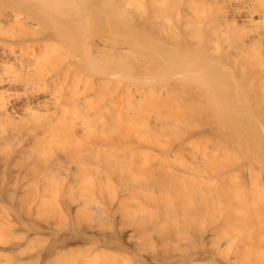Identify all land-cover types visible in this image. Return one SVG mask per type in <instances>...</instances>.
<instances>
[{"label":"rangeland","instance_id":"rangeland-1","mask_svg":"<svg viewBox=\"0 0 264 264\" xmlns=\"http://www.w3.org/2000/svg\"><path fill=\"white\" fill-rule=\"evenodd\" d=\"M135 4L137 6H149V2L146 0H137ZM182 7V5H178V7L172 10H166L168 12L167 17L169 18V22L166 21L167 24L174 27L181 26V22L178 20V11L183 12ZM255 18L262 19L259 14ZM46 26L49 27L47 24ZM45 27L44 30L46 29ZM233 40L239 45L237 40ZM189 45H191L189 46L190 50H194L196 52L195 54L189 55L187 50L178 49L174 52L169 51L167 53L168 57L166 58H170L168 61L155 57L157 61L150 62L149 59L151 56L147 54L152 50L153 45L150 46V43L147 42L136 44L133 46L135 50L130 52L131 54L134 52L133 58L132 56L128 57L129 53L128 55L126 54L127 56L122 55L117 60H112L113 62L111 59H108L112 63H116L115 70L111 69L114 68L115 63L111 66L110 64L112 63L105 58V60H97L99 62L101 61L100 63L97 62L94 57L96 55L98 56V53L96 54L95 51H93V54L78 49L81 51L78 54V50L76 51L70 48L72 50L69 54H71L70 56H72L71 58L74 61H70V63L75 65L78 63L80 65L79 70L84 71V74L91 75L90 72L92 69L89 65L98 64L101 70L92 73L91 76L95 77L94 80H97L99 77L98 79L102 80L110 79V81L112 80L111 83H113L112 78L116 76V79L119 81L117 83L118 85H116L118 86L117 88L116 86H112L110 81L107 83V85L109 84L106 86L107 88L104 87V90H107L111 85L109 92L105 93V95L107 94L105 96L106 100L110 98L109 95L112 92L111 97L114 94L113 97L117 95L119 98L120 96L121 102H123L122 97H125L126 99H123L127 101H124V105L121 107L122 110L119 105V109L122 111H119L118 114L122 116L118 120L119 133L116 131L117 129H113L112 131L111 129H105L102 131L99 130L96 124L94 128L91 126L94 132L95 128H98L97 131H99L101 137L102 134L104 136L112 134V140L114 138L119 140L116 142V146L118 143L119 148L117 147V150L115 148L114 152L115 155L116 152H119V157L117 156L118 154L115 157L111 151L108 152L111 153L112 157H110L111 155L109 153V156L100 153L101 156L97 153L98 151H94L101 157L97 156L98 161L102 164L97 162L102 166L99 167L100 165L94 162V153L92 156L91 151L88 150L90 153L84 151L80 154H74L75 156L73 155V158H77V161L74 163L78 161L80 163L81 161L83 165L85 161L87 164L85 166L83 165L84 167L82 165L81 167H77L80 173L86 171L88 175L93 176L94 180L98 179L100 181L97 183L98 180H95V182L89 176L87 178L91 179L85 178L86 172L84 173L85 175L79 174L75 168L73 171L79 174L80 177L82 175L84 181V183H80V177L77 176L79 177V183H77L78 180L75 175L73 176L76 178L71 179L73 171L69 172L75 166L71 161L68 162L72 156L67 159V156L61 153L62 157H65L67 161L62 160L67 164L71 163L73 166L68 167L67 165V169L65 167L66 163L63 161L65 165L62 166V164L61 166L66 169H62L63 172L60 169V173L55 168L57 171L55 172L58 175L59 173L65 175L64 177L59 175L56 178H60L61 176L64 179H69L70 177L71 181L74 179L72 182L67 180L66 184L68 185L69 182L72 184L77 180L75 181L77 184L74 182V186H72L73 183L72 185L70 184L72 187L70 185L65 187L64 182L66 180L62 182L63 186H59L62 183H59L60 179L58 181L54 177L55 172L48 170L47 174L44 170L41 171V167L38 168L42 176H39L41 175L39 171L37 172L39 174L34 173V170L33 173L37 174L35 176L41 178L49 175L51 179L49 177L47 178L52 182L54 180L57 185L53 186V183L50 181L48 183L50 182L51 184L46 185L45 181L48 179L44 183L42 182V179L45 178L40 179L42 180V184L39 183L38 185L40 180L37 181V184L34 183L38 177L35 179V176L31 172H28V174L26 172L17 173V165L14 168L16 171L12 169L13 164H15L11 160L13 158L6 156L7 160L6 158L4 159L8 161L9 165L7 167L3 164L2 169L4 165L8 169L4 167L6 170L4 172L0 168V178L2 179L0 181L4 182L5 179V182H2V184L7 187L4 188L0 182V232L3 233L2 229L4 227L6 229V226H8L7 223L10 218L7 217V213L11 209L13 211L14 221L16 219L20 221L18 222L16 220L17 224L22 223L27 217L29 219L27 221H30L32 219L31 216L34 214H36L35 218L41 217L45 219L44 217H53L56 220L53 223H57L53 226L54 224L51 222L53 221L51 220L52 218L46 219L47 222L49 221L48 223H52V226L51 229H47V227L43 229L42 236L47 234L43 239L52 237L57 233L68 235L78 234L84 228L85 232H89L91 229L86 231V228H90L91 226L93 227H91L92 231L88 234L94 235L99 233L97 232L100 230L98 228L102 229V227H99V224H101L99 220H101L102 216V220L109 218L110 221L106 219L104 225L103 220L101 226L109 227L112 223L114 228H110V231L109 229L105 231V227L103 230H100L101 234L98 235L106 234L107 232V234H112L113 229L116 232L120 230L118 228L120 226L119 223H122H118L116 219L119 218L120 220L124 218L129 223L126 221L127 224L125 225V222H123L125 226L123 224L121 226H124V228L129 227L125 228L129 230H126L127 232H136V227L134 226L138 228L139 225L140 228L137 230L140 232H137L136 236L134 235V239L136 238L135 241L137 243L140 241L139 245H141V240L139 239L143 240L147 237L145 239V245L151 247L149 249L148 246H145L143 240L142 245L145 248L143 246H139L140 248H138V245H135L137 246L136 249L135 247L134 249L127 248L125 253L123 255L121 254L122 257H126L124 259L122 258V261H128L123 264H130L131 262L135 264L134 262L136 261H138L136 264L139 263V257L143 250L145 251L142 254L151 255V251H154L152 255L156 254L155 256L159 255L158 257L160 258H169L167 256L183 254L190 256L189 254L191 253H198L197 256H199L201 249L207 251L212 248L214 250L217 249L216 251L219 254L221 253L223 257H237L238 261L236 264H264V128L262 129L264 127V109H261L263 108L262 104L264 101H261L263 99L259 94L260 92L258 93L257 89L259 88L255 83L257 80L254 81L253 79L254 76L252 74L256 72L255 66L251 63L249 65L246 64L247 74L243 72L246 74L244 76L243 73H240L231 64V56L234 57L235 53L233 51L237 47L234 45L222 51L218 61H215L214 51L205 45V43H190ZM226 45L227 43H223L222 46L224 47ZM119 46L124 47V44ZM78 55H80V59ZM148 57L150 58L148 59ZM100 58L103 57L100 55ZM102 61L107 63V66L109 65L111 68L109 66L104 67L106 64H101ZM82 65L87 66L86 69L85 67L82 68ZM72 66L75 68L74 65ZM86 71L87 73H85ZM255 74L258 75L257 73ZM241 75L245 78L239 77ZM90 80L93 81V78ZM242 81H244V84ZM126 86L132 89V100L126 95ZM88 90L86 89L87 94L85 93V95L96 98V91ZM146 91H149V93ZM130 101L134 102L131 105L134 109H130ZM249 101L251 104H249ZM242 103L244 104L242 105ZM96 106L98 107V105ZM89 110L91 111V105ZM122 113L127 114L129 124L126 118L124 121L123 117L125 115ZM122 120L129 126L124 125L125 123ZM88 130L87 132L91 131ZM97 133L95 132L94 134ZM85 134L80 136L82 140L85 139L84 142L86 141L87 144L88 142L89 144H97L94 138L90 139L94 142L88 140V137L90 138L91 135L87 134L88 137H86L87 135ZM90 134L93 137V132ZM94 136L97 137L96 135ZM103 137L99 140L102 141L104 138H107ZM70 138V142L68 140L69 138L66 139L67 143L64 142L66 147L69 144L70 147L76 145L77 140L74 139V142L76 141L74 143L72 140L74 137L70 136ZM61 143L64 144L63 141ZM99 143L101 144V142ZM61 146L64 147V145ZM101 146H107V142L106 144L102 142ZM59 148L61 149V147L57 149ZM106 149L112 150L111 147ZM62 151L60 150V152ZM60 152L56 153L60 154ZM31 158H34V156ZM41 159L38 158V161ZM31 160L29 158V161ZM0 161H2L1 158ZM14 161H16V164L18 163V165L24 166L22 169L25 170L26 162H21V164L19 163L20 159L19 161L18 159H14ZM23 163L26 165H23ZM30 163L33 169L40 164L34 167L33 162ZM30 163L28 164L30 165ZM20 166H18V170L20 169L19 172L21 171ZM95 166H98V169L102 170L97 169L98 171H93L96 168ZM85 167L90 171L85 170ZM79 168L83 170L81 171ZM43 172L46 175H43ZM51 174H54V176ZM25 176L27 178H33L34 182L32 181V183L34 184L29 185L33 179L27 183L29 178L27 180ZM6 179H10L12 182ZM16 179H19L18 182L15 181ZM42 185L47 187H43ZM67 204L70 207H76V210L69 208ZM69 209L72 210L70 211ZM72 211H77V214L74 212L75 215H73ZM26 214L31 216H26ZM93 215L99 218H96V220ZM41 218H38V221L42 220ZM85 218H89L93 222L89 221L90 223H88V220ZM84 219L86 222L82 221V225L79 227L77 220ZM114 219L115 221H113ZM132 219L134 221L136 219V223H133ZM75 220L77 222L74 224ZM107 221L110 222L108 225H106L108 223ZM120 221L124 220L122 219ZM42 222L44 223V220ZM46 223H44V226H46ZM83 223H86V225L88 223V227ZM20 226L22 227V225ZM20 226L18 228H21ZM5 229L4 233L8 232V230L5 232ZM22 229L19 230L16 228L15 231L16 233H22ZM134 232L132 234H135ZM144 234L146 236H143ZM138 235L140 238L137 240ZM48 240H45L46 244L49 243L50 240ZM147 240L151 242L148 243L146 242ZM98 253L103 256V253ZM117 254L121 258L120 253ZM117 254L115 253L114 255L113 252L112 255H108L117 256ZM91 257H94V255ZM133 257L137 260H134ZM100 258L97 257L94 263L99 264L103 262L102 264H106L105 258H102V260ZM0 262L4 263V260ZM154 262L152 264H161L158 260ZM213 263L211 260L205 259L194 264Z\"/></svg>","mask_w":264,"mask_h":264},{"label":"bare ground","instance_id":"bare-ground-1","mask_svg":"<svg viewBox=\"0 0 264 264\" xmlns=\"http://www.w3.org/2000/svg\"><path fill=\"white\" fill-rule=\"evenodd\" d=\"M136 1L137 0H0L1 169L3 164H5L7 167L9 165L8 161H5L4 159L7 156L13 158L11 160L15 163H12L15 167L13 166L12 169L16 168L17 165V173L26 172L28 174V172L33 173L35 170L34 173H37L39 171V173L41 174L39 176H42L41 171L43 170L45 171V173H47L48 170L54 172L57 170L58 172H60L62 169L67 167V165L68 167L73 166L71 165V163L67 164L65 162L67 160L65 159V157H62V153L63 155L67 156V159H69L68 157L72 156V158L70 157L72 160H68V162L71 161L76 166H74L72 170H69V172H72L73 169H77V167H81L82 165L81 161L80 163H78L79 161L77 162L78 165H76L77 163H74L77 161V158H73L75 156L74 154H80L84 151H91L92 156L94 153V162L97 163L99 162L97 156H99L100 153H103V155L106 154L105 156H107L111 151L113 152L112 154L115 157L119 153L116 152V155L114 154L115 148L116 150L117 147L119 148L118 143L116 146V142L119 140L115 138L112 140V134H108L111 140L109 139L108 135L104 136V134H102V137H107L106 139L108 140L103 137L104 141H100L99 139L102 137L101 135H99V131H97L98 128L102 131H104L105 129H111V131L113 129H117L116 131L119 133L118 120L122 118V116L118 114L119 111L122 110L121 107H123V103L124 101H126L124 99L126 98L122 97L121 99L123 102H121L120 96L119 98L117 97V95L113 97V94L111 97V90V93L109 95L110 98L107 97L108 99H105V96H107V94L105 95V93L109 92V90L111 89L109 87L111 85H118L117 83L119 81L116 79V76L112 78L113 83H111L112 80L110 81V79H107V81L104 79H98L99 77H96L97 80H94L95 77L91 76L92 73L101 70L98 64L89 65V67L93 71H89L91 75L88 76L84 74V71L79 70L80 65H78V63H76L77 65L70 63V61L74 62L71 58L72 56H70L71 54H69L72 49H75L76 51L80 49L87 53H93V51H95L96 54L98 53L99 57L100 55L101 57H103L99 59L96 54V56L93 55L95 56L94 58L96 61L102 60L104 58L107 59V61H109L110 59L112 61L117 60L122 55L127 56L131 51L135 50L133 49V46H135L136 44L147 42L150 43V46L153 45L152 50L147 54L150 55L152 59L150 57H148V59L150 58V62H155L157 61L155 57L157 59L159 58L168 61L170 58H166L168 57L167 53L169 51L174 52L178 49L187 50L189 55H193L196 52L194 50H190L189 46L191 45L189 44L205 43V45L209 46V48L214 51L215 61H218L221 56V52L227 50L226 48H230L232 45H234L237 47L233 51L235 53L234 57L231 56V64H233L240 73H246V64L249 65V63H251L255 66L256 72L252 74L254 76L253 79L254 81L257 80L255 82L259 88L257 90L258 93L260 92L259 94L263 99L260 100L264 101V0H146L149 2V6H137L135 4ZM178 5H182L184 11H178V20L181 22V26L174 27L167 24V22H169V18L167 17L168 12H166V10H172L173 8L178 7ZM257 14H259L262 19H256L255 16ZM46 24L49 27H47ZM44 27L49 30H44ZM81 37L82 40L80 41ZM233 39L237 40L239 45ZM223 43H227V45L223 47ZM123 44L124 47L119 46ZM70 48L72 49L70 50ZM77 52L79 54L81 51L78 50ZM72 53H74V51H72ZM75 56H77V54H75ZM78 56L80 59V55ZM129 56H132L133 58L134 52H132V54L130 53L128 57ZM103 61L101 64L107 62ZM83 63L85 62L83 61ZM107 63H104L106 64L104 67L107 66ZM114 63L110 65L113 66ZM72 65H74L75 68ZM115 66L116 63L114 65V68H111L110 66L109 67L115 70ZM84 67L85 66H83L82 68ZM101 67L103 68L102 65ZM131 70L133 71V69ZM87 71L85 73H87ZM240 73L238 74L240 75ZM255 73H257L258 75H256ZM246 74H244V76ZM242 75L239 77L243 78L244 76L242 77ZM91 77L93 78V81L90 80L92 79ZM109 81L111 85L107 90H104V87L109 85H107ZM242 82L244 84V81ZM117 87L118 86H116V88ZM86 89H89L88 91H96V98H94L93 96L90 97V95H85ZM131 90V88L129 89V87H127L126 95L130 99L133 95V92ZM146 92L149 93V91ZM119 102L121 103L119 104ZM130 102L131 104L129 105L128 103V105L131 109V105L134 102ZM243 104L244 103H242V105ZM249 104H251L250 101ZM90 105L91 111L89 110ZM96 105H98V107ZM119 105L121 110L119 109ZM262 105L263 108H259L263 110L264 103ZM92 108L93 110L94 108L96 109L93 111ZM243 111L245 110L243 109ZM123 118L124 121L126 118V121L129 124L127 114ZM124 123V125H127L126 122ZM95 124L98 126L97 129L95 128V132H98L97 134H94L95 132L92 131ZM263 128L264 127H262V129ZM88 129L93 132V137H91V131L87 132ZM85 133L91 135L90 138ZM83 134L87 135L86 137H88V140L94 138L96 140L95 143L97 142L98 144L99 142H101V144L99 143L100 146L99 144H89L88 140L86 139L89 144L88 145L86 141L84 142L85 139L82 140V138L80 137ZM94 135H96L97 137H95ZM70 136L74 137L72 139L73 142L74 139H76L77 142H74L76 145H74L73 147H70V144L67 145V148L64 142H66V139L68 138L70 142ZM62 141L64 144L61 143ZM90 141L94 142L93 140ZM102 142L105 144L107 142V146H101ZM61 145H64V147ZM57 146L61 147V149L59 148L61 151L65 148L64 151L60 152V150L57 149ZM109 147H111V149L114 151L106 149ZM58 150L60 154H57L59 153ZM105 150L107 153L105 152ZM94 151H98L97 153L99 154L97 155V153H95ZM109 155H111V153H109ZM33 156L34 158H31ZM35 156L37 157V160ZM117 156L119 157V154ZM110 157H112V155ZM29 158L30 160H33L29 161ZM38 158L43 159H41L42 161H38ZM14 159H18V161L20 159L19 163L26 162L27 165L24 163L23 165H26L27 169L29 168L28 170L33 169V166H31L30 162H33L34 167L35 165L39 163L40 164L33 170L28 171L26 167L24 170L22 169L24 168V166H20V164L18 165V163L16 164V161H14ZM62 159H64L65 161ZM63 161L66 163V166L64 168L62 167L65 165L63 164ZM28 163H30V165ZM84 163L85 161L83 162L84 166L87 165L86 163ZM99 163L101 164V162ZM100 164L97 163V165ZM5 165L2 169L4 172L7 168L5 167ZM101 165L99 167H102ZM18 166H20L21 168L20 172V169L18 170ZM104 166L106 167V165ZM38 167H41L42 170L40 171ZM86 167L85 170H87L88 168ZM95 167L96 168L93 171L102 170L98 169V166ZM55 168L57 169L55 170ZM79 169L81 171L83 170L82 168ZM14 171L16 170L14 169ZM87 171L89 172L90 170ZM56 172L55 176L54 174H51L55 178L61 175V172L59 173V175L56 174ZM74 172L75 171H73V174H71V179L75 176L80 177L79 174H86L85 178L89 176L94 180L93 176L88 175L86 171V173L84 172L85 174L80 173L79 170L76 171L79 174H76V172L74 174ZM34 173V176L39 174ZM43 175L46 174H44L43 172ZM64 175L65 174L61 176L64 177ZM82 175L80 177V180L82 182L80 181V183H84ZM61 176L60 178H56V180L58 179L59 181L60 179L59 183H62L66 180L64 182V186L67 187L68 184H66V182L67 180H70V177L69 179H64ZM37 177L38 176H35V179ZM47 177L51 179L49 175ZM47 177H38L39 179L37 178L36 182H34L33 178L28 177L29 181L27 183H29L30 180L33 179L31 180V184L29 183V185H32L34 183L37 184V181L45 178L42 179L43 181L40 180L38 182L39 185V183H44V181L48 179ZM79 177L76 178L78 180L77 183H79ZM28 178L26 177L27 180ZM61 178L63 179V181H61ZM49 179L46 180L47 182L45 181L46 185H49L51 183H53V186L57 185V183H55L53 179V182ZM18 180L16 179L15 181L18 182ZM10 181L12 182V180ZM32 181L34 183H32ZM48 181H50L51 183H48ZM72 181L70 180V182ZM70 182L69 185L71 184ZM99 182L100 181L98 180L97 183ZM75 183L71 185L74 186ZM71 185L70 187H72ZM3 186H1V188H3ZM42 186L47 187L45 185ZM59 186H63V183ZM4 188L7 187L4 186ZM69 208L73 209L74 207L69 206ZM74 210H76V207L74 208ZM77 211H79V209H77ZM77 211L74 212L76 213ZM74 212L73 215H75ZM27 215L28 214H26V216ZM31 215H33V213H31ZM31 215L28 216L30 217ZM95 215H93L95 219L99 218L98 214L97 217H95ZM33 216H31L32 219L30 221H27V217L26 220H24L22 223H18L19 226L22 225V227H20L23 229L21 231L22 233H16V228L19 230L21 228H18L19 226L16 223L17 219L14 221L12 209L8 211L7 217L10 218L7 223L8 226H6V229L5 227L2 229L3 233L0 232V261L4 260V263L0 262L1 264H96L94 262L97 260V257H101L100 260H102V258H105L106 264H123L128 262L125 260L122 261V258L124 259L125 256H121V254L123 255V253H125L127 248L134 249L135 247L136 249L137 246L135 245H138V248L142 246L145 248V246H148L145 245V239L147 237L143 239L144 242L142 239H139L141 240V245H139L140 241H138L137 243L135 241L136 238L134 239V235L136 236L137 232H140L138 231L140 226L138 225V228L137 226H134L136 227V232H132H134L135 234H132L131 231L127 232L129 230L125 228L129 227L124 228V226L127 224L128 220L126 219V222L124 218H122L124 221H120L122 219L119 220V218L116 219L118 223L122 222L121 224L119 223L120 226L118 228L120 230L117 228L119 231L116 232L114 231L115 229H113L112 234H107L108 232L104 234L102 232L104 235H98L101 234L100 230H103L106 227H103V225L101 226L104 220H102L103 216L101 217V220H99L101 223L99 224V227H102V229L98 228L100 229L99 231H97L99 233L94 234L93 232L94 235L88 234L90 231H92V226V228L90 226V228H86V231H89L91 229L89 232H85V228L83 227L84 230L81 232L79 231L78 234H73L71 232L73 235L61 233L58 234L57 232H55L57 234H54L52 237L50 236L51 238L48 236L50 239L44 238L45 240H50H48L49 243L46 244L43 237H46L47 234L42 236V231L46 227L47 229H51V224L55 219L53 217H47L50 219L52 218L51 220H53L51 221L52 223H48L49 221L47 222L46 217H44L45 219H43L37 216L38 218L44 220V223H48V225L46 223V226H44L42 220L38 221V218H35L36 214H34ZM85 219L77 220L78 222L75 220L74 224L77 222L80 227V225H82V221L86 222ZM106 219L109 220V218ZM106 219L104 220V225ZM87 220L88 223L93 222L89 220V218ZM132 220L131 221L133 223H136V219L135 221L134 219ZM17 221L20 222L19 219ZM109 221H107L108 223H106V225L110 223ZM113 221H115V219ZM123 222H125V225L123 224ZM55 223H53V226L56 225ZM88 223L87 225H89ZM83 224L86 225V223ZM122 224L124 226H121ZM111 225L112 227H110ZM111 225H109V227L107 226L104 230L106 231L107 229L108 231L109 229L110 231V228H114L112 223ZM4 229L5 232L6 230H8V232H6L7 234L4 233ZM139 235L137 237V240L138 238H140ZM143 236L146 235L144 234ZM142 242L145 246L142 245ZM146 242L149 243L151 241L147 240ZM216 250L212 248L207 251H203L201 249L199 256H197L198 253L196 252L197 254L191 253L192 255L188 253L190 256H186V254L184 255L183 253V255L167 256L169 258H160L158 257L159 255L155 256L156 254L152 255L154 251H151V255L142 254L145 250H141L142 252L139 257V263L137 264H152V262H156L157 260L161 264H194L200 260L205 259L211 260L212 263L214 261L213 264H236V262L238 261L237 257H223V255L221 256V253L219 254ZM98 252L103 253V256H101V254ZM113 252L114 255L115 253H120L121 258L118 257V254L117 256L108 255H112ZM92 255H94V257H91ZM5 260L7 261L6 263ZM136 262L134 263L136 264ZM102 263L103 262H100L99 264ZM130 264H132V262Z\"/></svg>","mask_w":264,"mask_h":264}]
</instances>
